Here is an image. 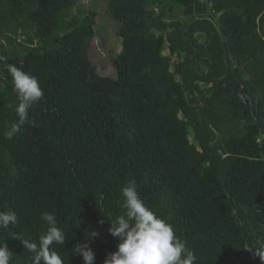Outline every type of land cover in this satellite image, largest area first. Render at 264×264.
<instances>
[{
	"label": "trees",
	"instance_id": "1",
	"mask_svg": "<svg viewBox=\"0 0 264 264\" xmlns=\"http://www.w3.org/2000/svg\"><path fill=\"white\" fill-rule=\"evenodd\" d=\"M83 1L0 0V210L19 218L0 229L10 264H32L11 234L38 241L43 212L65 233L64 264H84L72 250L90 231L104 264L129 180L195 264H262L250 251L264 245V0ZM100 21L122 41L124 84L92 59ZM7 64L40 83L35 127H14Z\"/></svg>",
	"mask_w": 264,
	"mask_h": 264
},
{
	"label": "clouds",
	"instance_id": "2",
	"mask_svg": "<svg viewBox=\"0 0 264 264\" xmlns=\"http://www.w3.org/2000/svg\"><path fill=\"white\" fill-rule=\"evenodd\" d=\"M5 61L6 57L0 55V63ZM7 72L18 100L15 105H10L18 118L14 127H35L36 122L30 119L29 112L44 96L37 77L14 64H7ZM120 198L123 213L109 222L110 235L120 242L117 250L108 254L104 264H195L197 257L194 250L176 235L167 219L144 202L134 180H129L120 189ZM40 219L46 222L47 229L40 234L38 241L21 240L16 233H12L11 238L19 240L31 253L32 264H64V259L54 247L64 245V231L58 227L53 213L43 212ZM18 220L14 210H0V229L7 230ZM98 235L95 231L87 232L84 242L76 244L72 250L73 254L82 257L84 264H94L95 252L90 242ZM250 252L264 264V245ZM12 256L7 243L0 242V264H10Z\"/></svg>",
	"mask_w": 264,
	"mask_h": 264
},
{
	"label": "rangeland",
	"instance_id": "3",
	"mask_svg": "<svg viewBox=\"0 0 264 264\" xmlns=\"http://www.w3.org/2000/svg\"><path fill=\"white\" fill-rule=\"evenodd\" d=\"M99 3V1H97ZM84 5L86 7L92 6V1H83ZM101 4L100 6H102ZM180 8V6H177ZM102 9V8H101ZM101 9L99 11H101ZM173 17V14H171ZM104 24L102 21L98 22L97 25V33L95 38L92 41V46H91V56L92 59H94V62L97 64V68L99 70V73L103 76H108V77H113L117 78L118 77V72H119V81L121 83H126L127 82V75H126V69L124 66L125 58L122 56V41L118 39L117 36L114 34L113 26L110 29V34H106L105 32H101L99 29V26ZM66 31H70V28H64ZM105 30V29H104ZM121 54V55H120ZM118 55L122 56L118 58ZM164 55H169L168 51L164 52ZM115 59L119 60L121 59L120 63L122 65L116 67L115 64ZM176 61V57L171 58V62L174 63ZM118 70V71H117ZM174 68L172 67V71Z\"/></svg>",
	"mask_w": 264,
	"mask_h": 264
},
{
	"label": "water",
	"instance_id": "4",
	"mask_svg": "<svg viewBox=\"0 0 264 264\" xmlns=\"http://www.w3.org/2000/svg\"><path fill=\"white\" fill-rule=\"evenodd\" d=\"M222 14H223V12H221L219 14V16H221ZM228 38H229V40H233L232 35H230ZM233 41H236V40H233ZM233 94H236L239 97V99L242 101V105L244 108L243 115H244V117H246L247 113L249 111V105H250L249 101L247 99H245L244 95L240 92L238 87L235 89Z\"/></svg>",
	"mask_w": 264,
	"mask_h": 264
}]
</instances>
